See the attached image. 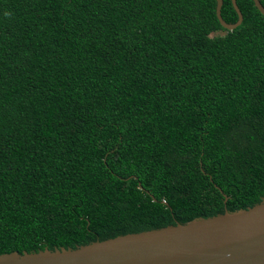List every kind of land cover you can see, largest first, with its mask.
<instances>
[{
	"label": "trees",
	"instance_id": "trees-1",
	"mask_svg": "<svg viewBox=\"0 0 264 264\" xmlns=\"http://www.w3.org/2000/svg\"><path fill=\"white\" fill-rule=\"evenodd\" d=\"M237 2L228 30L217 0H0V254L261 202L264 15Z\"/></svg>",
	"mask_w": 264,
	"mask_h": 264
},
{
	"label": "water",
	"instance_id": "water-1",
	"mask_svg": "<svg viewBox=\"0 0 264 264\" xmlns=\"http://www.w3.org/2000/svg\"><path fill=\"white\" fill-rule=\"evenodd\" d=\"M232 2L239 15L235 23L224 19V0H217V16L228 30L244 19L237 0ZM254 2L264 15L261 1ZM0 264H264V197L248 209L227 210L76 248L3 253Z\"/></svg>",
	"mask_w": 264,
	"mask_h": 264
},
{
	"label": "rangeland",
	"instance_id": "rangeland-1",
	"mask_svg": "<svg viewBox=\"0 0 264 264\" xmlns=\"http://www.w3.org/2000/svg\"><path fill=\"white\" fill-rule=\"evenodd\" d=\"M218 33H219V34H223V33H225V32H224V31H219Z\"/></svg>",
	"mask_w": 264,
	"mask_h": 264
}]
</instances>
